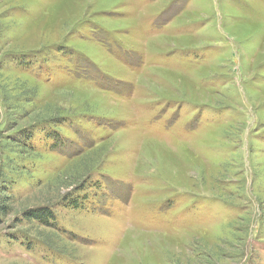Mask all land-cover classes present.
<instances>
[{"label":"rangeland","instance_id":"obj_1","mask_svg":"<svg viewBox=\"0 0 264 264\" xmlns=\"http://www.w3.org/2000/svg\"><path fill=\"white\" fill-rule=\"evenodd\" d=\"M5 195L0 264H264V0H0Z\"/></svg>","mask_w":264,"mask_h":264},{"label":"trees","instance_id":"obj_2","mask_svg":"<svg viewBox=\"0 0 264 264\" xmlns=\"http://www.w3.org/2000/svg\"><path fill=\"white\" fill-rule=\"evenodd\" d=\"M31 133H32V131H31ZM49 134H50V132H49ZM57 134L55 135L56 136L55 138L52 137V135L50 134L51 138H52V141H49V142H51V144H53V145H51L52 147H56L57 142H58V144H60V140H59V137L57 136ZM24 138H25V140L27 142L28 141L30 142V141H32V139L34 137H33V134L32 135L28 134V135L24 136ZM21 145H23L25 147H29L28 144H22L21 143ZM86 181L87 180H85L84 184H80V186H79V188L77 190H81L82 191L85 188H88V187L85 186ZM89 184H90L89 186H92L94 183H89ZM97 187H98V185H97ZM91 191L92 190L90 189V192ZM92 194H94V192ZM88 195H89V193H85L83 196H81L80 200L78 198L80 196H76L70 202V204L73 206V208H77L80 205V201H82ZM9 198H11V197L8 196V195H5L4 198H2V200H0V217L1 218L6 217L9 212L13 211V210H9L10 208L7 206V203L9 202ZM54 216L55 215H54V212H53V206L50 205L49 202H44L43 204L35 205V206H32V207H27L24 210H22V217L21 218H17L16 221H24V220H26V222L30 223L29 227H28L29 228L28 230L32 231L31 226H33L35 222L40 223V224H42L44 226H49V227L50 226H54V227H56L55 222H54ZM14 219H15V217H14ZM1 221L2 220L0 219V223H1ZM15 233H11L10 234L11 236H13L14 239H16V236H14ZM60 233L63 234V236H67V234H69V237H71L69 232L60 231ZM49 237H50L49 235H38V238H40L44 242L43 246H46L47 249L52 250L53 248L51 249L50 248L51 245L49 244V242L46 241V240H48ZM18 239L19 238H17V241H18ZM19 241H20V243H27V244L29 243V241H25V240H19ZM55 247L56 246H54V248Z\"/></svg>","mask_w":264,"mask_h":264}]
</instances>
